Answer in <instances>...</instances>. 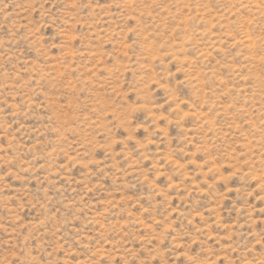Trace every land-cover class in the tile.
Masks as SVG:
<instances>
[{"label":"rangeland","instance_id":"obj_1","mask_svg":"<svg viewBox=\"0 0 264 264\" xmlns=\"http://www.w3.org/2000/svg\"><path fill=\"white\" fill-rule=\"evenodd\" d=\"M0 264H264V0H0Z\"/></svg>","mask_w":264,"mask_h":264}]
</instances>
